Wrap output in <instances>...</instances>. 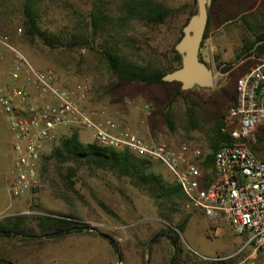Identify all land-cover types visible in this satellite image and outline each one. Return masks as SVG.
<instances>
[{
  "label": "rangeland",
  "instance_id": "obj_1",
  "mask_svg": "<svg viewBox=\"0 0 264 264\" xmlns=\"http://www.w3.org/2000/svg\"><path fill=\"white\" fill-rule=\"evenodd\" d=\"M161 1L172 9L173 18L157 27L130 20L123 30L119 49L127 59L139 65L153 63L159 66L169 61V49L193 5L192 0ZM96 3L109 14H118L120 0H46L41 4L39 29L47 36L48 44L38 37L26 35L23 0H0V34H6L11 44L36 69L53 70L69 85L74 82L85 84L88 94L82 107L87 112L96 113L104 108L105 117L119 125L134 128L137 135L147 141L164 142L174 147L187 144L210 154L211 124L219 112H224L232 103L229 95H235L236 79L243 68L256 61L255 58L248 59L245 54L239 56L243 45L255 40L242 18L253 24L264 13V0H244L242 3L239 0L217 1L210 14L208 36L199 53L204 63L218 74L217 84L212 89H191L190 93L170 102L166 91L159 86L128 82L120 87L116 85L100 54L98 41L93 45L84 42L85 37L90 40L89 16ZM18 30H21L20 34ZM221 64L233 68L221 73ZM7 66V63L0 65V82ZM222 89L228 90L229 94H223ZM137 105L148 109H135ZM226 114L225 111L224 116ZM67 132L79 133L83 143H92L91 132L87 130L74 127ZM262 133V139L254 146L255 152H264V131ZM63 136L62 133L57 134V141L49 149ZM49 154L50 151L46 156ZM16 156L13 136L0 107V222L5 224V220L11 219L19 228L18 234L0 237V264H53L55 261L63 264H117L118 259H125L126 253L122 254L121 249L120 254L117 253L103 237L104 234L117 246L123 244V237L127 243H136L150 264L160 259L154 257V244L150 243L166 225L160 224L163 226L160 228L159 223L154 224V220H159L154 201L129 178L78 166L72 161L60 163L51 160L41 163L39 168L43 187L37 192L14 198L9 186L14 176ZM151 170L160 174L165 182H174L158 162L152 160ZM203 171L208 174L210 166ZM69 181L72 189L68 186ZM171 209L169 219L173 229L186 214L189 215L185 226L177 228L181 231L178 234L182 249L179 264H210L211 261L230 259L237 252L239 261L247 256L249 247L244 248L246 238L234 234L220 219L211 223L200 212L187 208L185 201ZM44 215L74 216L86 228L83 232L61 238L42 237L37 217ZM18 216L22 217L21 220H16ZM111 225L122 228L113 230ZM152 226H155L156 233L149 235ZM131 230L141 238H131ZM118 238L122 240H116ZM131 246L136 247L135 244ZM230 262L233 264L236 259H230ZM245 264H264V252H258L255 259H249Z\"/></svg>",
  "mask_w": 264,
  "mask_h": 264
},
{
  "label": "built area",
  "instance_id": "obj_2",
  "mask_svg": "<svg viewBox=\"0 0 264 264\" xmlns=\"http://www.w3.org/2000/svg\"><path fill=\"white\" fill-rule=\"evenodd\" d=\"M255 60L236 80L235 104L220 130L229 141L210 152V172L205 174L203 164L210 154L187 144L147 141L105 117L104 108L87 112L82 107L88 94L85 84L69 85L53 70L36 69L7 35L0 34V65L8 64L0 82V107L17 154L10 194L20 198L39 191L43 187L39 164L57 141L58 130L81 128L91 132L97 146L128 149L158 162L179 187L187 208L213 223L221 219L234 234L246 238L244 247H250L255 258L264 252V159L257 158L251 146L257 144L256 129L264 127V57Z\"/></svg>",
  "mask_w": 264,
  "mask_h": 264
},
{
  "label": "trees",
  "instance_id": "obj_3",
  "mask_svg": "<svg viewBox=\"0 0 264 264\" xmlns=\"http://www.w3.org/2000/svg\"><path fill=\"white\" fill-rule=\"evenodd\" d=\"M46 0H23V15L25 33L30 38H40L43 42L48 43L47 36L39 29V12L41 4ZM218 0H212V3L207 11V24L203 34L202 42L208 36L210 27V14L217 5ZM244 0H239L242 3ZM192 6L188 10L187 17L183 22V27L187 23L189 17L193 14L195 8V0H192ZM174 12L161 0H120L118 5V14L111 15L106 10L102 9L98 3L90 13L91 33L90 40L84 38V42L93 45L94 41H98L100 54L107 64L109 73L116 80V85L120 87L124 83H138L146 84L149 86H159L166 91L168 101H173L189 91H182L178 83H165L162 77L170 73L180 66V56L174 49L175 44L182 36L180 30L178 37L173 45H171L170 59L168 62H162L159 66L151 64L139 65L136 62L127 59L119 49L121 40L124 37V29L128 21H137L150 27H157L162 25L170 18L174 17ZM243 23L248 27L254 35L255 40L249 44H244L240 52L245 54L249 59L264 57V13L260 15L255 22L247 23L245 18H242ZM6 35V34H3ZM259 43V44H258ZM240 57H238L239 59ZM201 59V58H200ZM202 60V59H201ZM203 61V60H202ZM249 65L244 67L242 73L249 68ZM164 66V68H162ZM220 72L226 73L233 67L228 64H221ZM240 73V75L242 74ZM239 75V76H240ZM237 80V79H236ZM200 89V88H193ZM223 94L228 95V90L222 89ZM230 101L232 103L227 105L224 112H228L235 104L236 95L230 94ZM217 112H219L217 110ZM224 112H219L218 118L216 117L211 124V138L210 147L211 152L216 151L221 142H228L229 137L227 134L221 133L222 120ZM165 120L170 124L167 118ZM171 126V124H170ZM251 151L255 154L254 146H251ZM257 157V156H256ZM56 160L57 162L64 163L65 161H72L78 166H88L90 168L99 169L114 173L118 177L129 178L131 182L140 190L144 191L155 203L159 220L166 226L156 233L155 237H165L173 246V255L170 259V264H179V256L182 253L180 246L179 229H182L187 218H184L179 225V229H173L170 226V212L173 210L171 207L177 205L181 201H185L182 192L175 182H165L160 174L151 170V160L138 156L128 149H113L97 146L94 143H83L79 140L76 132H72L67 137H62L58 140V144L54 146L49 156L43 158V163L47 161ZM211 154L206 158L203 167L208 168L211 165ZM69 188L72 189V182H68ZM167 212H166V211ZM22 217H16V220H21ZM38 228L41 231L42 237L61 238L71 233L83 232L86 226L76 221L71 216H39ZM5 224L0 222V237H10V235L18 234L19 228L14 224L11 219L5 220ZM103 237L114 246L118 253L116 242L107 234ZM210 264H231L230 259L211 261Z\"/></svg>",
  "mask_w": 264,
  "mask_h": 264
},
{
  "label": "water",
  "instance_id": "obj_4",
  "mask_svg": "<svg viewBox=\"0 0 264 264\" xmlns=\"http://www.w3.org/2000/svg\"><path fill=\"white\" fill-rule=\"evenodd\" d=\"M195 1V10L182 28V36L174 46L180 56V66L162 77L165 83L180 84L182 91H189L196 87L212 89L216 86L218 79V74L214 73L199 56L207 24V10L212 0Z\"/></svg>",
  "mask_w": 264,
  "mask_h": 264
},
{
  "label": "crops",
  "instance_id": "obj_5",
  "mask_svg": "<svg viewBox=\"0 0 264 264\" xmlns=\"http://www.w3.org/2000/svg\"><path fill=\"white\" fill-rule=\"evenodd\" d=\"M132 130H134L135 133H137V131L134 128H132ZM263 131H264V127L263 126H259L256 129L257 143L262 139V137H263V133L262 132ZM60 133H62V134L65 135L63 137H67V136H69L71 134V133L67 132V129H59L58 130V135H60ZM77 135H78L79 140L81 141V139L79 137V133ZM255 154H256L257 158L264 159V152H259V151L257 152L256 151ZM41 163H43V160L40 162L39 165H41ZM39 168H40V166H39ZM38 173H39V177H40V172L38 171ZM40 179H41V177H40ZM188 216L189 215L186 214V217H184V218H187V220H188ZM71 217H73L76 221L79 222V220L76 217H74V216H71ZM154 222H153L154 224L159 223V225L160 224L163 225V222L161 220H154ZM216 222H214V223H216ZM211 223H213V222H211ZM154 224H152V225H154ZM150 225L151 224H149L148 227H151ZM161 225H160V228L163 227V226L161 227ZM126 226H129V224L126 225ZM110 228L113 229V230H118V229H121L122 226H119V225H111ZM135 232L132 231V230L129 232V234H131V236H133L131 238H135V239H138L139 238L140 239L141 237H139L138 235H134V234H137ZM155 233H156L155 232V226H152V232L149 235H151V234L153 235ZM116 240H119L120 241L122 239H119L118 238ZM152 240L153 241L150 243V245L154 244V248L152 249V253L154 254V257L160 258L157 261V263H154V264H170V259H171L172 255H173V246L171 245V243L169 242V240L166 239L165 237H162V236H159V237H155L154 236ZM156 240H158V241H156ZM107 241L109 242V240H107ZM130 242H132V241H130ZM122 243L123 244H120L119 246H117L118 247V253L120 254V249H121L122 254L126 253V257H125V259H121L120 258V260L117 261V264L118 263H120V264H150L149 263V259L146 260V255L144 256V251L141 249V247H139V245H136V243H134V242L127 243L126 240L124 239V237H123V242ZM109 244L112 247H114L110 242H109ZM131 244H135L136 247L135 248L132 247ZM245 244H246V242H245ZM246 247H248V246H246ZM246 247H244V248L247 249ZM127 257H129L131 260H129ZM230 259L231 260L236 259V262H234L233 264H242V263L245 264V262H247L249 259H255V258H254V254L252 252V249L249 247L248 254H247V256L244 259H241L239 261V252L235 253L234 256L232 258H230Z\"/></svg>",
  "mask_w": 264,
  "mask_h": 264
}]
</instances>
